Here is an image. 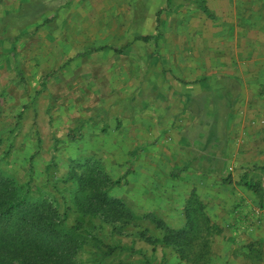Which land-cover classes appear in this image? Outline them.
Returning <instances> with one entry per match:
<instances>
[{
    "label": "rangeland",
    "instance_id": "rangeland-1",
    "mask_svg": "<svg viewBox=\"0 0 264 264\" xmlns=\"http://www.w3.org/2000/svg\"><path fill=\"white\" fill-rule=\"evenodd\" d=\"M86 161L135 220L72 204ZM0 169L82 223L76 264H264V0H0Z\"/></svg>",
    "mask_w": 264,
    "mask_h": 264
},
{
    "label": "trees",
    "instance_id": "trees-1",
    "mask_svg": "<svg viewBox=\"0 0 264 264\" xmlns=\"http://www.w3.org/2000/svg\"><path fill=\"white\" fill-rule=\"evenodd\" d=\"M201 8L211 16L205 6ZM123 50L115 52L122 53ZM63 183L70 188L72 204L84 215L99 216L116 229L135 220L121 200L108 196L112 181L97 163H77L70 168ZM28 185H19L0 169V264H76L75 257L88 236L82 223L76 222L68 227L66 213L60 214L46 195L33 197ZM250 188L254 193L261 192L259 183L250 185ZM188 204L197 206L198 211L203 209L193 196ZM194 212V209L186 208L185 227L166 230L160 240L162 245L171 247L181 257H186L193 246L197 228Z\"/></svg>",
    "mask_w": 264,
    "mask_h": 264
}]
</instances>
